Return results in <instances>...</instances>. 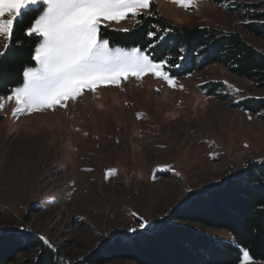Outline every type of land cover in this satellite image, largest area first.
I'll return each mask as SVG.
<instances>
[{"label":"rangeland","instance_id":"374dc122","mask_svg":"<svg viewBox=\"0 0 264 264\" xmlns=\"http://www.w3.org/2000/svg\"><path fill=\"white\" fill-rule=\"evenodd\" d=\"M229 5L197 0L185 8L151 0L150 10L154 6L177 26L237 31L264 51V39L243 30V9ZM135 21H113L108 28L128 29ZM5 43L0 37V51ZM174 77V87L151 74L129 77L85 90L65 108L16 116L11 92L1 95L0 231L36 233L73 262L116 232L139 228V217L149 226L190 194L264 159V118L233 106L264 96V88L217 62ZM210 83L220 86L206 94ZM109 169L115 175L106 179ZM193 225L235 244L227 229ZM239 249L237 264H243L246 249ZM105 264L138 263L119 258Z\"/></svg>","mask_w":264,"mask_h":264},{"label":"trees","instance_id":"16d2710c","mask_svg":"<svg viewBox=\"0 0 264 264\" xmlns=\"http://www.w3.org/2000/svg\"><path fill=\"white\" fill-rule=\"evenodd\" d=\"M213 1L228 2L229 8L236 10L242 8L243 30L264 39V0ZM151 11L155 14L143 13L129 31L107 27L101 29V35L110 40V45L139 47L154 60L168 58L173 64L179 63V68L171 69L173 76L189 74L217 62L256 87L264 88V51L247 42L239 32H219L207 26H177L154 6ZM37 14L21 18L11 46L0 57V96L18 86L25 67L35 64L31 61V51L36 43L24 36L23 29L30 26ZM149 31L158 32V36L150 40ZM159 36L166 38L161 41ZM152 44L155 46L150 47ZM180 49H184L183 53ZM218 86L220 83H210L205 93H214ZM233 106L264 118L261 113L264 96L245 97ZM193 223L227 229L235 244L208 234ZM239 246L251 258L264 261V159L250 161L245 169L228 179L190 194L169 216L145 229L116 232L93 253L73 262L57 246H45L36 233L24 228L1 230L0 264H105L119 258L138 264H237L241 259Z\"/></svg>","mask_w":264,"mask_h":264},{"label":"snow or ice","instance_id":"6c2138e0","mask_svg":"<svg viewBox=\"0 0 264 264\" xmlns=\"http://www.w3.org/2000/svg\"><path fill=\"white\" fill-rule=\"evenodd\" d=\"M172 2L189 8L197 0ZM150 6L151 0H0V37L6 41L0 57L11 46L21 18L38 13L31 19L30 26L23 29L24 36L36 43L31 51L35 66L25 67L22 85L13 88L7 98L14 100L17 106L12 114H31L57 106L65 108L85 90L119 85L129 77L140 79L151 74L174 87L176 78L171 69L179 68V63L173 64L168 58L154 60L139 47L130 50L111 47L110 40L101 35V29L110 27V22L139 18L145 10H149L148 15H154ZM147 35L152 40L158 32L149 31ZM165 38L159 36L161 41ZM183 51L180 49L181 53ZM183 59L181 54L179 60ZM111 175H115V169L107 170L105 178ZM138 219L139 228L130 231L147 227L143 217ZM40 239L45 246H51L48 239L42 236ZM243 264H253L247 250L243 253Z\"/></svg>","mask_w":264,"mask_h":264}]
</instances>
